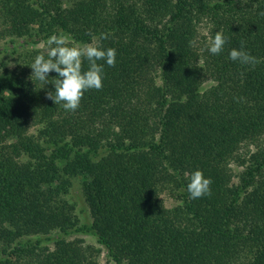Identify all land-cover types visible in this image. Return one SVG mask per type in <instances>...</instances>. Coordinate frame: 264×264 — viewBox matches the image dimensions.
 Returning <instances> with one entry per match:
<instances>
[{
	"label": "trees",
	"instance_id": "trees-1",
	"mask_svg": "<svg viewBox=\"0 0 264 264\" xmlns=\"http://www.w3.org/2000/svg\"><path fill=\"white\" fill-rule=\"evenodd\" d=\"M262 12L264 0H0V38L45 48L0 74V264H100L72 233L93 236L107 264H264V148L241 156L264 143ZM216 31L228 41L212 55ZM61 33H104L116 50L74 112L46 98L55 72L45 85L31 76ZM241 41L255 65L229 59ZM197 169L211 195L190 199ZM77 176L88 224L63 197ZM168 183L172 208L159 197Z\"/></svg>",
	"mask_w": 264,
	"mask_h": 264
},
{
	"label": "clouds",
	"instance_id": "clouds-1",
	"mask_svg": "<svg viewBox=\"0 0 264 264\" xmlns=\"http://www.w3.org/2000/svg\"><path fill=\"white\" fill-rule=\"evenodd\" d=\"M260 14L264 15V12ZM107 38L106 34L101 33L99 37L93 36L92 43L81 44L63 33L51 35L46 41L47 58L44 54L37 55L30 66L31 76L44 85L49 83L50 72L57 74L51 83L55 91L47 92L46 98L54 104H61L66 111L74 112L79 108L86 91L102 89L104 65L98 61H104L108 67H114L116 64V50L103 47L102 41ZM227 41L228 37L223 32L216 31L214 37L210 38V46L207 50L212 55H218L223 51ZM85 59L89 65L87 70L83 68ZM229 59L239 61L242 65H255L258 62L254 56L244 50L243 41L239 49L233 48L229 51ZM212 182L210 177L205 178L202 170L193 171L187 184L189 198L198 199L211 195Z\"/></svg>",
	"mask_w": 264,
	"mask_h": 264
},
{
	"label": "rangeland",
	"instance_id": "rangeland-1",
	"mask_svg": "<svg viewBox=\"0 0 264 264\" xmlns=\"http://www.w3.org/2000/svg\"><path fill=\"white\" fill-rule=\"evenodd\" d=\"M1 28V27H0ZM13 42V43H12ZM16 42H22L20 38H14L12 36H5L0 38V74L4 68L15 69L17 66L21 65L22 61L32 52V51H43L44 45H33V46H23L22 48H18L13 51V45ZM13 44V45H12ZM11 66V67H10ZM209 86V81L203 84V89ZM38 126L28 124L26 133L28 135H36ZM14 138H11L10 141H13ZM250 145V146H249ZM248 146L243 145L241 149V156L247 158V152L254 153L260 148H264V143L259 144H249ZM231 168L233 169L234 174H238L242 171V167L237 164H231ZM84 179L82 176H77L71 178V186L68 188V193L64 195V199L68 201L74 208V214L83 224H88L91 221L89 211L87 205L84 201L83 192H82V184ZM62 197V198H63ZM159 197L161 198L163 204L167 208H172L177 206L180 201L178 197V191L174 185V183L164 184L159 192ZM58 233H52L50 235L51 238L57 237ZM74 238L82 239L85 245H91L99 252L96 254V260L100 264L109 263V258L107 256V251L105 248L97 244L96 239L90 234H81V233H72L70 235L65 236V239L72 240ZM46 245L51 247V242H46ZM111 264V263H110Z\"/></svg>",
	"mask_w": 264,
	"mask_h": 264
}]
</instances>
